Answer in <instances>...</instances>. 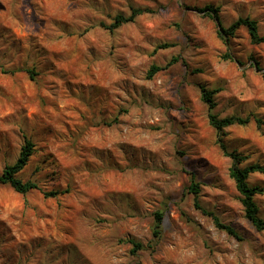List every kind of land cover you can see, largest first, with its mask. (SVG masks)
Wrapping results in <instances>:
<instances>
[{
    "label": "rangeland",
    "instance_id": "1",
    "mask_svg": "<svg viewBox=\"0 0 264 264\" xmlns=\"http://www.w3.org/2000/svg\"><path fill=\"white\" fill-rule=\"evenodd\" d=\"M133 8L148 12L108 28ZM246 17L264 35V0H0V175L30 140L18 177L39 187L0 186V264H264L219 143L264 166V132L210 123L264 121V44L223 33ZM192 176L239 238L195 208Z\"/></svg>",
    "mask_w": 264,
    "mask_h": 264
},
{
    "label": "trees",
    "instance_id": "2",
    "mask_svg": "<svg viewBox=\"0 0 264 264\" xmlns=\"http://www.w3.org/2000/svg\"><path fill=\"white\" fill-rule=\"evenodd\" d=\"M208 10H210L211 14H216L218 16L216 10H213L211 8H208ZM147 12L148 10L145 9L133 8L131 15L129 16L117 15L114 18V22L108 28L113 31L122 26L123 24L135 21L138 16H141ZM240 27H245L248 30L251 42L253 44H264V35H261L259 32L258 22L249 17L240 18L230 28L223 29V33L226 36H232L233 34H235V31ZM163 46H161L160 48H165L167 45ZM161 70H163L162 67L153 66L148 72L147 77L151 79L155 76L156 73ZM27 73L30 75L31 78H34L36 76V72L34 70H27ZM217 92L219 91L207 90L205 87L202 88L203 101L209 104L210 109H213L215 106L214 95ZM252 122H255L257 124L258 129L264 132V121L257 116H230L226 118H220L215 114H210V123L218 131L219 134H221L228 127L234 125L245 126ZM219 143L224 153L233 160V166L230 170V176L235 181L236 188L241 195V203L244 208L245 217L251 222V224L256 228V230L264 232V219L260 216V208L255 200L257 195H262L264 193V188L259 186H252L249 183V178L252 174L264 173V166L259 163H248L246 165H243L249 159L248 156L238 152L237 150L230 151L227 145L224 144L222 139L219 140ZM33 150L34 144L30 140H26L19 159L13 165L7 166L0 175V186L9 185L20 194H27L32 190L39 189L36 183H33L31 181L23 182L18 177L19 173H21L28 165L29 160L33 154ZM188 190L194 196V206L196 209L202 211L204 214L211 216L213 218L215 226L218 229L225 231L231 236L239 238L238 233L232 226L221 222L219 217L214 215L212 212H208L201 206L199 200L200 184L195 182L194 176H192L191 184ZM45 195L55 196L57 195V193L51 192L45 193ZM155 217L156 230L154 231V235L159 236V229L163 220V214L156 212ZM128 242L133 245V249L131 251L132 253L137 252L143 247L142 244L134 240H129Z\"/></svg>",
    "mask_w": 264,
    "mask_h": 264
}]
</instances>
